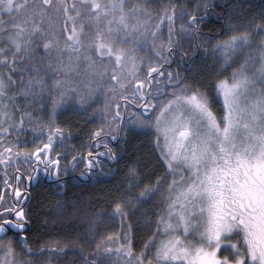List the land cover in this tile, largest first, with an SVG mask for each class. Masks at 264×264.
<instances>
[{
    "label": "snow or ice",
    "instance_id": "snow-or-ice-1",
    "mask_svg": "<svg viewBox=\"0 0 264 264\" xmlns=\"http://www.w3.org/2000/svg\"><path fill=\"white\" fill-rule=\"evenodd\" d=\"M217 7L211 0H169L155 11L147 0L130 7L125 0H83L71 5L73 16L63 2L0 0V264H37L33 258L45 252L43 264H51L52 254L76 245L57 240L37 251L29 245L26 201L39 181L29 170L59 175L55 150L70 132L57 123V109L71 102L91 107L98 92L105 103L91 133L96 151L79 160L90 171L105 159L117 162L113 142L122 130L138 129L152 141L154 180L141 178L138 161L128 166L127 184L112 197L107 217L119 218L120 230L95 239L96 220L103 218L97 213L83 242L95 246L87 254L80 247V264H264V6L240 30L231 20L243 4L229 3L232 34L205 37L202 26ZM50 9H62L67 18L63 34ZM76 17L93 25L90 35ZM208 45L225 70L241 61L231 77L216 75L214 94L173 69L186 63L192 48L207 52ZM145 48L147 55H140ZM49 99V119L33 124V111L22 104L46 108ZM26 125L39 133L34 148L20 140ZM72 161L75 166L78 157ZM157 196L154 227L149 223L137 250L131 219Z\"/></svg>",
    "mask_w": 264,
    "mask_h": 264
},
{
    "label": "trees",
    "instance_id": "trees-1",
    "mask_svg": "<svg viewBox=\"0 0 264 264\" xmlns=\"http://www.w3.org/2000/svg\"><path fill=\"white\" fill-rule=\"evenodd\" d=\"M30 2H34V0H30ZM61 2L69 6L70 14L73 16H75V12L71 10L68 3L70 2L71 5L82 3L79 0H52L54 5L61 4ZM99 2L108 4L110 0H99ZM142 2L144 0H125L129 7ZM168 2L169 0H147V3L155 11H159L161 6L168 4ZM176 2L179 3L182 0H176ZM190 2L194 4L196 0H190ZM211 2L220 5V7L210 9L205 25L202 26L205 37L222 36L226 38L232 34L229 31L228 11L230 9L227 7L229 3L243 4V10L237 8V15H234L231 20V24L237 25L240 30H243L247 20L254 16L258 18V13L264 6V0H211ZM49 14L54 26L63 34L65 31L64 22L67 18H65L62 9L58 13L55 9H50ZM84 15L86 16L87 13ZM82 22L86 34L90 35L93 25L90 22L82 21L80 17H76L77 25ZM178 25L179 21L177 27ZM43 27L48 28V24L45 23ZM67 27L68 29L72 27V21H68ZM163 31H166V23ZM163 35L166 37L167 31L163 32ZM259 39V37L254 39L253 48L259 43ZM116 43L119 46L120 41L117 40ZM212 44H215V40L212 41ZM185 61L186 63L180 66L181 74L198 81L210 94H214L212 86L216 75L223 72V76L231 77L233 68L238 67L241 62L237 60L233 64V68L225 70L218 60V53L215 55L212 53L211 45H208L207 52L192 48L188 57H185ZM52 75L53 73L50 72L49 77ZM49 84L51 85V79H49ZM69 106L70 103L65 109L57 110V123L65 129V132H70V136L65 139L64 147H58L57 151L69 159H72L74 155L78 157V161L73 166L74 173L68 171L60 174L59 172V175L50 181H45L43 178L38 182L35 181L28 193L30 199L26 201L27 240L34 251H37L41 245L51 244L57 240L61 241L62 245L69 240L77 241L75 246L69 244L65 254H52L51 264H71L72 261L80 264V247L83 246L86 249L85 254L94 249V243L87 245L83 242L90 236L88 230L91 220L101 211L103 218L96 220L98 227L95 230V239L98 240L102 234L120 230L119 218L112 220L107 217L110 212L112 197L115 196L117 189H122L127 184L126 173L131 163L138 161L141 178L146 183L150 179L154 180L151 170L155 163V156L151 138L145 132L135 130H122L119 134L120 139L114 142L116 145L113 147L120 157L117 162L113 165L110 163L103 165L100 172L97 171L98 166L90 171L79 158L85 157V153L91 149V146L93 148L95 142L91 139V133L98 126V120L93 113H81L77 107ZM22 107L33 111L32 123L34 124L36 119L44 121L49 119V117L45 118L44 113L51 110V101L49 99L46 108H42L40 104L31 103L22 104ZM87 110L90 109L87 108ZM71 164L73 165V161ZM102 172L105 173L102 174ZM83 176L84 178H82ZM158 200L159 197L157 196L142 205L131 219L133 224L132 238L137 250L142 246V240L149 231V223L154 227V213L157 211ZM16 248L18 256L22 258L24 253L21 252L20 245L17 244ZM49 256L50 254L45 252L43 256H35L33 259L37 264H43Z\"/></svg>",
    "mask_w": 264,
    "mask_h": 264
},
{
    "label": "rangeland",
    "instance_id": "rangeland-1",
    "mask_svg": "<svg viewBox=\"0 0 264 264\" xmlns=\"http://www.w3.org/2000/svg\"><path fill=\"white\" fill-rule=\"evenodd\" d=\"M79 1H81V2H83V0H79ZM70 6H71V3L69 2L68 3ZM66 18V17H65ZM67 23H68V21H67ZM64 26H65V22H64ZM45 28H47V27H45ZM163 32H166V31H163ZM147 53H148V49L147 48H145L144 49V51L143 52H141L140 53V55H142V56H146L147 55ZM220 56V54L218 53V57ZM103 92H98L97 94H96V96L95 97H93V100L92 101H90V104H91V107H89L88 105H84V106H81L79 103H77V102H71L70 103V106L69 107H77V109H78V111L79 112H83V108H89L90 109V113H93V111H95L96 113H93V115L94 116H96L97 117V120H98V125L100 124V121H101V117H102V113H103V106H104V103H105V96H104V94H102ZM67 104L68 103H65V104H63V105H61V107L60 108H58L59 110H63V109H65V107L67 106ZM57 109V110H58ZM48 113H44V115H45V118H47V117H50V111H47ZM101 113V114H100ZM47 114V115H46ZM100 115V116H99ZM39 118V117H38ZM128 118H127V116H125V120H127ZM45 121H47V120H45ZM132 126H129V128H131ZM45 131H46V128L44 129ZM135 131H141V130H135ZM141 132H143V131H141ZM23 134H21L20 133V140L23 142L25 139H27L28 140V142H29V146L31 147V148H34L35 147V145H33L31 142L33 141V139L35 138V137H37V136H39V133L37 132V134H35L34 132H32V130H31V127H30V125H26V128H25V130L22 132ZM12 139L14 140L15 139V137H12ZM44 141L46 142V137L44 138ZM36 143L37 144H41V141L40 140H37L36 141ZM42 146V145H41ZM59 146H57V148H58ZM57 148H56V150L55 151H57ZM62 148V147H61ZM88 152V151H87ZM86 152V153H87ZM53 153H54V151H53ZM85 153V154H86ZM54 155L56 156V154L54 153ZM54 155H52V158L53 159H55L56 157L54 156ZM60 160L62 161V164H60L59 165V168L61 169V171H60V174H63V172L64 173H67L68 171H69V173H74L73 172V165L71 164L72 163V159H69V162H67V159L66 158H60ZM66 165V166H65ZM25 165H22V167H24ZM2 169H3V166H0V188H3V184H2V181H3V179L5 178L4 177V174H3V171H2ZM13 168H9L8 169V173H9V175H13ZM88 172V171H87ZM56 177V173H55V171H53L51 174H49V177H47V180L49 181V180H52V179H54ZM82 178H84V176L82 177Z\"/></svg>",
    "mask_w": 264,
    "mask_h": 264
},
{
    "label": "flooded vegetation",
    "instance_id": "flooded-vegetation-1",
    "mask_svg": "<svg viewBox=\"0 0 264 264\" xmlns=\"http://www.w3.org/2000/svg\"><path fill=\"white\" fill-rule=\"evenodd\" d=\"M177 66L176 65H173V69H175V70H177V71H180V67L179 68H176ZM88 108V107H87ZM82 113H90V110H87L86 112L85 111H83ZM93 113H96L95 111H93ZM22 133V132H21ZM23 134V133H22ZM116 145V143H114L113 142V144H112V146H115ZM89 150H91V151H93V152H95L96 151V149H95V147H94V144H93V148H92V146H91V149H89ZM54 153H55V151H54ZM54 153L52 152L51 153V155H54ZM61 153V152H60ZM88 153V152H87ZM87 153H86V155H85V158H87ZM55 156V155H54ZM56 157V156H55ZM61 158H66L67 159V162H69V158H67V157H63V153H61ZM108 163H110L111 165H113L115 162H112V161H109V160H107V159H105L104 160V163L102 164V165H97L98 167H99V169H98V167H97V171L98 172H100V168L103 166V165H105V164H108ZM60 164H62V161L60 162ZM25 168H27V166L25 165L24 166ZM42 167L43 166H41V169H42ZM29 172L31 173V175H33L34 177H36L37 175H39V180H41L42 178L46 181L47 180V177H49V174H46V173H44L42 170L39 172V173H37V172H31V170H29ZM103 173H105V172H102V174ZM13 174H14V172H13ZM26 175H27V173H26ZM48 181V180H47ZM50 181V180H49ZM24 183H25V185H27V179L25 178V180H24ZM33 183H35V181H33ZM34 185V184H33ZM32 188V187H31ZM9 235H11V233H9Z\"/></svg>",
    "mask_w": 264,
    "mask_h": 264
}]
</instances>
